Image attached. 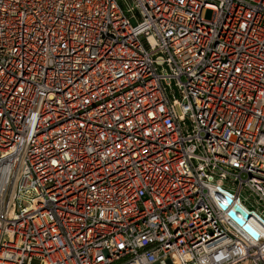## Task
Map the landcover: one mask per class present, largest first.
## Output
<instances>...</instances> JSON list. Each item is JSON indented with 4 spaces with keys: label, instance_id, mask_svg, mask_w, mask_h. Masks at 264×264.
<instances>
[{
    "label": "built area",
    "instance_id": "2783aa9c",
    "mask_svg": "<svg viewBox=\"0 0 264 264\" xmlns=\"http://www.w3.org/2000/svg\"><path fill=\"white\" fill-rule=\"evenodd\" d=\"M0 264H264V0H0Z\"/></svg>",
    "mask_w": 264,
    "mask_h": 264
},
{
    "label": "water",
    "instance_id": "95a60500",
    "mask_svg": "<svg viewBox=\"0 0 264 264\" xmlns=\"http://www.w3.org/2000/svg\"><path fill=\"white\" fill-rule=\"evenodd\" d=\"M226 202L231 203L232 198L229 194L226 195ZM226 204H221V207L223 209L226 208ZM228 215L239 225L242 226V228L249 233L254 238L258 237L257 231L252 228V226L246 222V220L250 217V213L245 210L239 203H233L232 207L228 210ZM237 213L240 214V216H237Z\"/></svg>",
    "mask_w": 264,
    "mask_h": 264
},
{
    "label": "rangeland",
    "instance_id": "374dc122",
    "mask_svg": "<svg viewBox=\"0 0 264 264\" xmlns=\"http://www.w3.org/2000/svg\"><path fill=\"white\" fill-rule=\"evenodd\" d=\"M203 14H204L205 19L211 17V11H210V10H206V9H205V11H204Z\"/></svg>",
    "mask_w": 264,
    "mask_h": 264
}]
</instances>
